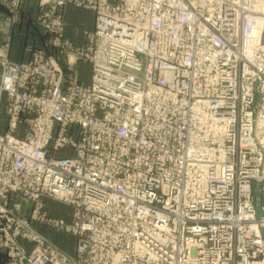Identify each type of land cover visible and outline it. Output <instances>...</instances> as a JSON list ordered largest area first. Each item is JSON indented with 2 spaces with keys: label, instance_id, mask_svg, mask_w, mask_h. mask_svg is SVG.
Wrapping results in <instances>:
<instances>
[{
  "label": "built area",
  "instance_id": "1",
  "mask_svg": "<svg viewBox=\"0 0 264 264\" xmlns=\"http://www.w3.org/2000/svg\"><path fill=\"white\" fill-rule=\"evenodd\" d=\"M30 5L0 0L2 264H264V0Z\"/></svg>",
  "mask_w": 264,
  "mask_h": 264
},
{
  "label": "crops",
  "instance_id": "2",
  "mask_svg": "<svg viewBox=\"0 0 264 264\" xmlns=\"http://www.w3.org/2000/svg\"><path fill=\"white\" fill-rule=\"evenodd\" d=\"M36 0H25V6L27 8H31V5ZM66 19L68 22L67 26V36L76 44L83 45L85 43V37H84V31L85 29H93L95 27V19L92 12L77 8L74 6H70L66 9ZM92 25V26H91ZM36 31V29H35ZM40 34L39 30L36 31ZM17 35V34H16ZM22 44V42H21ZM21 44H19L18 37H15L13 48H12V56L16 60H20L22 58V47ZM53 200L52 199H46V204L48 209L51 211V204ZM50 205V206H49ZM54 206V204H52ZM56 207V206H54ZM35 225L39 228L43 227V225L39 223H35ZM65 246V245H64ZM69 249L74 250L75 245H68ZM5 259V255L0 250V264L3 263Z\"/></svg>",
  "mask_w": 264,
  "mask_h": 264
},
{
  "label": "rangeland",
  "instance_id": "3",
  "mask_svg": "<svg viewBox=\"0 0 264 264\" xmlns=\"http://www.w3.org/2000/svg\"><path fill=\"white\" fill-rule=\"evenodd\" d=\"M85 30H89V29H85ZM17 37H18L19 44H21V42H22L21 47L23 49V47H24V41H23L24 40V23L21 24L19 30H17ZM80 67H81V69L86 71V67H88V65L85 66L84 64H80ZM87 77H88L87 72H84V78H87ZM88 80L89 79H87V81ZM52 204H54V206H56V207L52 206ZM52 204H51V206L49 205L51 208L50 213L52 216L65 217L67 219H71L70 217H71L72 207L70 205L63 203V202H60V201H55V200H53ZM23 209H25V211H28L27 206H25ZM39 230H41L43 233H45L48 236H50L51 238H53L66 251L74 252V250L76 248V243H77V238L74 235H72L70 233H66V232H59V231H56L55 229H53L51 227H47V226H43V227L39 228ZM68 245H75L74 250H71L72 249L71 247L69 249Z\"/></svg>",
  "mask_w": 264,
  "mask_h": 264
},
{
  "label": "water",
  "instance_id": "4",
  "mask_svg": "<svg viewBox=\"0 0 264 264\" xmlns=\"http://www.w3.org/2000/svg\"><path fill=\"white\" fill-rule=\"evenodd\" d=\"M255 191H256V195L259 196L260 195V185L259 184L256 185ZM257 213L259 216L264 215L263 205L259 199L257 200Z\"/></svg>",
  "mask_w": 264,
  "mask_h": 264
}]
</instances>
